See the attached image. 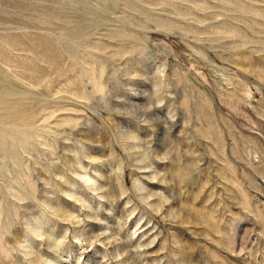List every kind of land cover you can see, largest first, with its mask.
Segmentation results:
<instances>
[{
    "label": "rangeland",
    "instance_id": "1",
    "mask_svg": "<svg viewBox=\"0 0 264 264\" xmlns=\"http://www.w3.org/2000/svg\"><path fill=\"white\" fill-rule=\"evenodd\" d=\"M0 264H264V0H0Z\"/></svg>",
    "mask_w": 264,
    "mask_h": 264
}]
</instances>
